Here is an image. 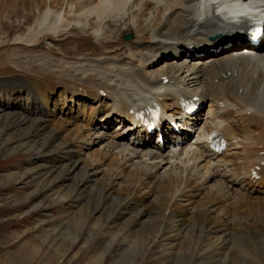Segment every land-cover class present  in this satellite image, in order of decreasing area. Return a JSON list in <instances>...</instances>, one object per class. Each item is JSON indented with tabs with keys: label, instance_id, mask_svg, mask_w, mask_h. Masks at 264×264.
Wrapping results in <instances>:
<instances>
[{
	"label": "bare ground",
	"instance_id": "obj_1",
	"mask_svg": "<svg viewBox=\"0 0 264 264\" xmlns=\"http://www.w3.org/2000/svg\"><path fill=\"white\" fill-rule=\"evenodd\" d=\"M10 4L0 0V25ZM63 5L60 10L51 4L43 10L38 7L26 32L16 34L7 49L0 51V59L10 67L5 70L1 66L0 76L10 75L12 84L22 85L20 91L31 96L35 104L32 112L38 117L42 114L48 125L40 129L45 135L40 148L65 153L70 145L75 153L74 161L69 154V160L56 169L37 167L35 162L31 171L62 200L72 195L87 197L86 203L75 207H79L74 217L77 221L92 214L91 227H97L102 212L107 211L102 226L117 222L121 231L135 234L130 245L133 248L145 235L150 240L157 238L156 242L167 240V219L176 215L184 219L179 226L183 237H172L178 242L169 246L178 248L179 255L184 250L194 258L197 248L218 247L224 249L220 264H239L243 256L250 257L248 249L238 248L240 254L235 259L228 242L238 240L239 247L263 246L264 46L256 54L237 58L233 57L236 52L221 48L219 52L227 54L211 62H197L195 65H204L198 68H186L174 59L167 61L170 67L165 68L162 63L166 61L159 59L168 56L160 53L163 48L172 46L170 53L183 58L189 48L196 51L205 46L209 37L239 31L264 9V0H77L76 5ZM125 22L137 38L126 45L120 58L106 54L70 59L50 49L33 48L40 37L58 36L72 26L82 34L89 31L96 41L114 44L121 31L111 26ZM5 34L0 26V36ZM180 97H198L210 103L205 119L201 115L193 119V124L204 122L195 144H185L180 151L161 152L150 148L157 147L150 140L141 147L138 130L129 133L131 126L119 128L131 109L152 102L163 108V117L178 119L176 101ZM220 104L224 105L221 109ZM11 116L3 117L8 120ZM114 120H118L115 135L124 138L121 141L101 131ZM209 131L222 132L229 142L227 153L218 157L207 151L204 140ZM128 135L129 142L125 141ZM168 141L165 139V145ZM93 146L100 147L91 150ZM85 150L89 152L85 154ZM59 178L64 180L55 183ZM83 178L88 182L80 184ZM216 179L221 184L214 185ZM130 200L136 202L138 211L126 212L127 207H121ZM115 210L118 221L110 220ZM151 214L160 215L151 218ZM147 218L153 220L152 225L146 223ZM161 225H166L165 231ZM247 236L261 239L251 244Z\"/></svg>",
	"mask_w": 264,
	"mask_h": 264
},
{
	"label": "rangeland",
	"instance_id": "obj_2",
	"mask_svg": "<svg viewBox=\"0 0 264 264\" xmlns=\"http://www.w3.org/2000/svg\"><path fill=\"white\" fill-rule=\"evenodd\" d=\"M9 2H11L10 11L7 10L9 13L7 12L8 15L6 14L7 16L0 25L6 33L0 36V51L7 49L11 39L16 34L22 35L26 32L38 12L36 10L38 7L43 10L51 4L54 9L60 10L62 8L60 4H64V8L70 4L76 5L77 0H40L39 2L38 0H9ZM111 28H117L121 31L116 38L117 40L114 39L116 43L113 40L112 43L114 44L106 43L109 41L102 39L96 41L89 31L82 34L72 26L70 30L58 36L44 35L40 39L38 38L39 40L33 48L39 51L50 49L56 55L62 57L64 55L70 59L71 57L96 58L106 54L120 58L125 52L126 45L133 43L136 36L127 22L114 27L111 26ZM127 35H131V38L125 41L123 37ZM170 47L162 49L160 52L162 56L168 54L167 51L170 52ZM167 61L168 59L166 64ZM0 67L1 69L5 68V70L10 68L2 58L0 59ZM11 80L12 76L10 75L0 76V264L221 263L219 259L220 254L224 251L223 248H197V250H193V258L191 255L189 257V252L186 253L183 250L181 251L182 254L179 255L177 253L178 248L172 249L169 246L173 242H178L172 237L177 236L180 239L183 237L179 231V226L180 221H184V219L180 220L176 215H170V219L167 216L169 220L166 216L164 217L167 219L168 223L166 224L170 228L167 240H158L156 244L152 245L157 238L150 240V237L145 235L137 248L130 246L135 234L121 231L117 222L112 226H102L108 217L105 210L99 220L100 226L91 227L92 214L85 217L84 220L77 221L74 217L77 216L76 209L78 210L79 207H75L86 203L87 197L84 194L72 195L70 198L62 200L39 180L38 176L34 174L35 172L31 171L34 169L32 163L35 162L39 163L36 165L37 167H49L50 169L55 167L54 169H56L62 161L66 163L69 160V154L74 161L75 153L70 145H67L69 149H66L65 153H61L63 150L60 149L49 151L48 148H40L42 138L45 136L41 130L48 128V125L43 122L42 114L38 117L32 112L35 104L32 103L30 96L20 91L22 85L19 87V84H12ZM4 109L5 111L2 112ZM7 114L12 115L8 120L3 117ZM3 120H6L5 125H3ZM32 121L35 122L34 125ZM10 131L13 132L11 136L7 135ZM108 133L110 136L112 135L111 137L115 135L114 130L108 131ZM116 136L115 141L124 139ZM50 141L48 140V144H51ZM29 142L32 143V146L28 148L26 146ZM99 147L93 146L91 150H97ZM150 148L157 150V147ZM46 151L49 152L46 153ZM88 152L85 150V154ZM57 174L58 172L52 178H55ZM62 179L64 180V178H59L55 183L62 182ZM87 182L83 178V182L81 181L80 184ZM213 184L219 185L218 181ZM73 198L77 199V204ZM135 204L134 201L127 203L124 201L121 203V207H127L125 208L126 212L138 211V205ZM182 205L187 204L182 203ZM117 214L115 210L111 214L112 216L110 215V220L118 221L117 217L119 216ZM159 215L154 217V214H151V218H158ZM97 217H93L94 220H97ZM145 221L152 225L150 223L153 221L152 219L147 218ZM163 227L165 228L166 225H161L162 231H165L166 228ZM262 237L263 239L252 236L247 240L252 244L255 240L257 241V238L261 239L263 246L259 248H251L246 245L239 247L238 240H229V249L235 255V259H238L239 249L246 248L250 252V257L245 258L243 256L237 263L264 264V236ZM177 255H179L178 260L175 259ZM230 264H235V262L232 261Z\"/></svg>",
	"mask_w": 264,
	"mask_h": 264
}]
</instances>
